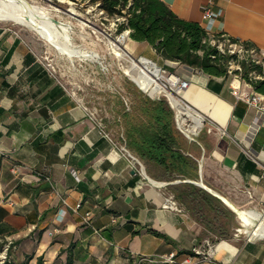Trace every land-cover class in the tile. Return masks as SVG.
<instances>
[{
	"label": "crops",
	"instance_id": "1",
	"mask_svg": "<svg viewBox=\"0 0 264 264\" xmlns=\"http://www.w3.org/2000/svg\"><path fill=\"white\" fill-rule=\"evenodd\" d=\"M162 1L209 33L264 52V0ZM207 3L213 16L203 19ZM127 45L131 53L147 45L189 80L180 96L209 132L198 154H189L200 181L229 202L218 198L234 225L220 234L178 202L179 211L164 208L169 185L196 181L166 180L142 161L139 173L119 143L100 133L91 108L16 30L0 25V264H64L68 258L70 264H139L140 256L170 252L175 261L160 264H183L185 257L187 264H264V235H251L256 224L246 227L233 210L264 209V114L240 96L256 91L234 75L211 76L163 59L146 41ZM205 240L214 253L201 262L192 248Z\"/></svg>",
	"mask_w": 264,
	"mask_h": 264
},
{
	"label": "trees",
	"instance_id": "2",
	"mask_svg": "<svg viewBox=\"0 0 264 264\" xmlns=\"http://www.w3.org/2000/svg\"><path fill=\"white\" fill-rule=\"evenodd\" d=\"M91 1H98L107 14L123 16L125 19L118 30L127 29L133 40L148 42L163 59L176 61L211 76L226 78L239 73L237 69H233L231 74L228 72L229 60L237 58L226 48L224 51L218 48L220 34H211L199 23L178 17L162 0ZM230 40L239 42L233 37ZM241 43L245 48L250 47L247 42ZM237 61L241 77L256 92L264 95V78L249 76L252 71L264 73V58L263 64L249 59ZM131 95L128 106L117 98L121 105L116 117L122 129L120 142L144 164L157 167L161 172L160 177L166 180L198 179V162L189 154L191 144L176 126L173 109L167 100L163 97L152 98L138 90L131 91ZM168 187L177 202L198 222L220 234L224 232L227 222L213 224L220 210L223 211L218 198L191 182L183 181ZM70 263L71 259L68 258L64 264ZM38 264L43 263L38 260Z\"/></svg>",
	"mask_w": 264,
	"mask_h": 264
},
{
	"label": "rangeland",
	"instance_id": "3",
	"mask_svg": "<svg viewBox=\"0 0 264 264\" xmlns=\"http://www.w3.org/2000/svg\"><path fill=\"white\" fill-rule=\"evenodd\" d=\"M31 3L45 9L54 20L66 22L70 24V44L85 51H95L99 54L96 59L68 57L59 53L47 41L41 38L34 30L14 24L10 21H0V25L9 26L17 31V33L32 47L36 54L46 63L52 73L57 77L66 88L77 97L82 99L85 104L91 108L93 115L101 120L103 130L108 133L111 138H114L117 143L120 142L121 126L117 124L118 110L121 105L118 99L123 100L128 106L132 99L131 91L138 90L145 95L149 93L141 89L134 81H132L125 73L124 66L130 64L128 57L119 58L110 49L108 38L116 39L117 36L124 30H118L119 25L125 19L118 14H107L100 6L98 1L91 0H28ZM74 9L75 15L69 13V9ZM125 9L122 10L124 12ZM85 21L87 25H81L79 21ZM129 33L121 45H126L131 42ZM133 40V39H132ZM141 52L149 57H152L157 66H162L166 70L165 74L172 73L181 76L176 72L175 68L162 64L150 54V49L146 45H141L136 52L130 55L136 59ZM241 60V59H238ZM236 65L239 64L236 60ZM240 66V65H239ZM244 82H247L241 77V68L238 74H233ZM249 76L254 79L264 78V73L252 71ZM165 83V80H161ZM248 83V82H247ZM128 91L130 93H128ZM178 98L180 94L173 92ZM149 96V95H148ZM163 97L167 100L174 112V121L176 123L177 111L169 102V98L165 92H160L152 95V98ZM192 110V109H191ZM192 112H195L192 110ZM196 113V112H195ZM181 117V115H180ZM201 119V118H200ZM201 121V127L196 134L190 133L195 139L190 140L184 133L187 140L190 142V152L197 155L200 149L199 142L204 141L209 134L207 128ZM124 145V144H123ZM130 151V150H129ZM131 152V151H130ZM132 153V152H131ZM200 182L198 178L195 180ZM169 195L173 196L171 192ZM174 197V196H173ZM234 218L228 212L220 210L218 219L215 225H220L224 222L226 229H231L234 225Z\"/></svg>",
	"mask_w": 264,
	"mask_h": 264
},
{
	"label": "bare ground",
	"instance_id": "4",
	"mask_svg": "<svg viewBox=\"0 0 264 264\" xmlns=\"http://www.w3.org/2000/svg\"><path fill=\"white\" fill-rule=\"evenodd\" d=\"M71 15H75L74 9H69ZM0 21H10L14 24L34 30L41 38L47 41L59 53L68 57L96 59L99 54L95 51H85L73 47L70 44V24L54 20L50 14L40 6L28 0H0ZM81 25H87L85 21H79ZM122 37L116 39L108 38L110 49L113 53L121 57H128L130 64L124 66V73L140 88L151 95L165 92L174 108L177 111L178 123L185 124L186 132L196 134L201 127V119L198 114L191 109L183 107L180 99L173 93L165 89L164 83L160 80L164 73L159 67L147 57L134 59L126 45H121ZM181 115V117H180ZM246 227L255 225L250 229L251 235H264V217L256 210L239 211ZM257 222V223H256ZM246 229V228H245Z\"/></svg>",
	"mask_w": 264,
	"mask_h": 264
},
{
	"label": "built area",
	"instance_id": "5",
	"mask_svg": "<svg viewBox=\"0 0 264 264\" xmlns=\"http://www.w3.org/2000/svg\"><path fill=\"white\" fill-rule=\"evenodd\" d=\"M212 16H213V12L211 11V9L209 7V3L204 4L202 6V18L203 19H208V18H211ZM128 33H129V30L125 29L117 37H119V36L122 37L123 41H124L126 36H128ZM212 42H215V41L212 40ZM217 46H218V48L221 51H224V48H226L228 53L234 54L235 57L237 58V60L238 59H249L252 62L263 64V58H264V52L263 51H259V50H257L254 47L245 48L244 45L241 42L231 41L230 40V36H228L226 34H220V39H218ZM141 57H144V56H139L136 59H139ZM148 59L152 61V59H150V58H148ZM172 62L173 63H178L176 61H172ZM235 63H236L235 59H231L228 62V72L230 74H231V71L233 69L240 70L239 64L236 65ZM158 67H159V70L161 71V73H164V75H162L160 80H163V79L165 80V83L164 82L163 83H164L165 89L168 92H170V93L175 92L176 94H181L183 92V90L188 87V85H189V80L188 79L183 78V77H181L179 75L172 74V73L165 74L166 70L163 69L162 66H158ZM194 70L198 71V69H194ZM233 92L236 94V90L235 89L233 90ZM240 96L243 99H245L249 104L255 106L256 109L260 113L264 114V95L263 94L255 92L252 95L242 94ZM179 99H180L181 104H182L183 107L185 106V107L191 109V107L186 102H184V100H182V98H179ZM169 102L171 103L170 99H169ZM171 105L173 106L172 103H171ZM91 116L95 119L96 124L99 127V129H100V133L103 136L111 139V137L108 135V133H106L103 130V125H102L101 120L97 119L93 115L92 112H91ZM199 117L201 118V121H203V118L200 115H199ZM176 123H177V127L179 128V130L182 133H184L190 140H194L195 139L193 136L190 135V133L186 132V130L184 128L185 124H182V126L179 125V123H178V115L176 116ZM117 148L120 151V153L124 157H126L127 160L132 164L133 168H135L139 173H144V166H143L141 160L137 156H135L133 153H131L126 148V146L123 145V144H118ZM13 170H17V168L14 167ZM79 206H80V204H77L76 207H79ZM163 207L164 208H168V209H172V210H177V211L181 210V208H179V206H178L177 201L174 199V197L172 195H168L165 198V200L163 202ZM263 212H264V209H261V211L259 213L262 214ZM89 216H90V213L86 212L85 213V218H88ZM239 230H241V228L237 229V231H239ZM192 253L194 255L198 256L199 261L208 262V261H210L212 259V256H213L214 244L212 242H210L209 240H205L202 244L194 246L192 248ZM175 258H176V253L175 252H170L168 255L140 256L137 259V262L139 264L144 263V262H147V263H159L160 264V263H163V262H174ZM181 263L187 264L188 263V257L183 258L181 260Z\"/></svg>",
	"mask_w": 264,
	"mask_h": 264
},
{
	"label": "water",
	"instance_id": "6",
	"mask_svg": "<svg viewBox=\"0 0 264 264\" xmlns=\"http://www.w3.org/2000/svg\"><path fill=\"white\" fill-rule=\"evenodd\" d=\"M150 97H152L151 94H148ZM197 113V112H196ZM199 115V113H197ZM197 185H199L200 187L204 188L205 190H207L208 192L212 193L214 196H216L217 198H219L220 200H222L225 204L230 205L229 202H227L221 195H219L218 193H216L215 191H212L210 188H208L206 185H204L202 183V181L200 182H194ZM233 210L238 213L239 210H236L235 208H233Z\"/></svg>",
	"mask_w": 264,
	"mask_h": 264
}]
</instances>
